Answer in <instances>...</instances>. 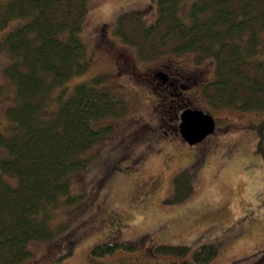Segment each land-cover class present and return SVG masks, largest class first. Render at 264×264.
<instances>
[{
    "label": "rangeland",
    "instance_id": "rangeland-1",
    "mask_svg": "<svg viewBox=\"0 0 264 264\" xmlns=\"http://www.w3.org/2000/svg\"><path fill=\"white\" fill-rule=\"evenodd\" d=\"M187 7L182 4L181 11ZM126 12L151 23L157 0L87 2L81 37L89 66L66 85L71 89L99 75L128 109L121 118L99 123L111 130L89 150L93 160L72 176L74 190L83 197L51 221L67 228L50 242H31L30 250L41 264H264V162L254 153L256 136L243 128L258 116L207 103L201 87L214 79L210 58L197 63L194 52H184L141 60L113 33ZM8 29L0 30V38ZM5 62L0 53V83H7L1 72ZM158 73L166 74V84ZM8 104L7 98L0 100L2 126ZM184 106L216 121L214 132L194 147L177 132L174 112ZM182 170L192 177V191L172 201L173 177ZM153 182L156 187L149 190ZM104 241L132 242L136 248L92 256V246ZM205 243L216 247V255L208 262L193 261L190 254ZM158 244L185 245L190 253L158 254Z\"/></svg>",
    "mask_w": 264,
    "mask_h": 264
},
{
    "label": "trees",
    "instance_id": "trees-1",
    "mask_svg": "<svg viewBox=\"0 0 264 264\" xmlns=\"http://www.w3.org/2000/svg\"><path fill=\"white\" fill-rule=\"evenodd\" d=\"M89 0H0V264H41L31 242H50L64 231L51 225L57 211L82 199L72 176L93 160L89 150L108 133L102 120L121 118L127 104L103 85L101 76L69 89L66 81L84 73L87 47L81 37ZM157 0L151 23L135 12L121 14L113 33L144 61L194 52L195 61H214V79L201 87L214 109L232 107L258 118L243 128L256 138L254 153L264 162V0ZM187 3L186 11H181ZM186 171L173 177L172 201L192 191ZM132 242L104 241L90 253L102 257ZM155 253L187 257L185 245L158 244ZM213 244L190 257L208 262ZM64 254L61 258L67 256Z\"/></svg>",
    "mask_w": 264,
    "mask_h": 264
},
{
    "label": "water",
    "instance_id": "water-1",
    "mask_svg": "<svg viewBox=\"0 0 264 264\" xmlns=\"http://www.w3.org/2000/svg\"><path fill=\"white\" fill-rule=\"evenodd\" d=\"M159 78L165 80L164 75H159ZM215 126L214 117L200 109L187 107L180 114L179 132L189 145H194L212 134Z\"/></svg>",
    "mask_w": 264,
    "mask_h": 264
},
{
    "label": "flooded vegetation",
    "instance_id": "flooded-vegetation-1",
    "mask_svg": "<svg viewBox=\"0 0 264 264\" xmlns=\"http://www.w3.org/2000/svg\"><path fill=\"white\" fill-rule=\"evenodd\" d=\"M159 75H164V77H165V80L164 81H162L161 80V83L162 84H166V80H167V76H166V74H162V73H158V77H159ZM185 105V102L183 103V101H180V103H179V106H182V105ZM185 108H187L186 106H184L180 111H178V110H176V112H174V118H175V120H176V127H177V132H178V135L180 136V138L184 141V142H186L182 137H181V135H180V132H179V122H180V113H181V111L182 110H184ZM203 141V140H202ZM201 141V142H202ZM201 142H199V143H201ZM187 143V142H186ZM199 143H197V144H194V145H189L188 143V145L190 146V147H194V146H196V145H198ZM135 162H137V164L138 165H140L141 164V162H142V159H141V157H137V158H135ZM155 183L153 182L152 183V185H150V184H148L147 185V188L149 189V190H154L155 189Z\"/></svg>",
    "mask_w": 264,
    "mask_h": 264
}]
</instances>
